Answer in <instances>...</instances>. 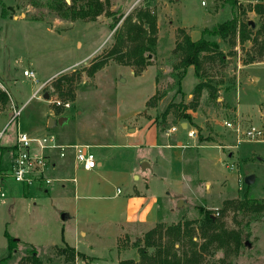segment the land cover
<instances>
[{"label":"rangeland","instance_id":"rangeland-1","mask_svg":"<svg viewBox=\"0 0 264 264\" xmlns=\"http://www.w3.org/2000/svg\"><path fill=\"white\" fill-rule=\"evenodd\" d=\"M3 1L8 14L0 15V88L6 92L7 101L0 103V167L7 166L16 140L15 121L8 122L12 108L23 104L18 119L20 130L52 133L58 143L100 144L91 149L103 166L121 163L119 150H134L118 148L119 143H138L140 147L135 150L149 152L151 166L163 177L162 194L174 197L178 184L185 189L181 197L171 201V211L162 206L164 224L184 219L199 221L203 208L242 237L237 250L224 248L206 253L201 264H264V211H236L232 206L242 198H264V66L260 65L264 64V54L259 55V43L252 40L262 21L254 3L264 0H237L235 6L227 0H206L205 4L200 0H102L104 10L94 20L61 17L49 6V0ZM139 8H149L156 16L155 45L146 52L147 61L140 64L131 56V63H125L116 53L109 54L116 45L113 31L121 26L126 14H134ZM120 14L122 18L111 29ZM232 15L240 23L252 22L248 28L252 37L241 40L236 32L234 37L220 40V53L202 58L199 70L193 65L182 68L180 53L175 49L180 33L184 31L196 39L203 28ZM117 45L124 51L133 43L122 40ZM252 58L259 68L244 66ZM100 59L105 63L89 75L90 64ZM25 68L34 70L37 82L23 75ZM61 75L68 79L61 80L59 90L55 82ZM202 77L217 86L216 97L205 87L193 99L194 86ZM43 81L41 97L33 95ZM44 92L49 94L48 99L43 98ZM55 98L61 103L51 102ZM237 106L242 113L236 119ZM184 113L190 118L183 117ZM48 117L55 120L50 128L46 126ZM224 121H239L242 129L251 121L262 128L263 136L236 144L235 132ZM137 126L138 133L126 137ZM172 126L176 127L175 135L190 146L186 147L190 154L184 162L187 178L168 172L165 164L152 158V154L161 157L158 154L162 148L149 144L166 141L163 131ZM191 129L195 130L193 136L187 135ZM139 166L142 168V163ZM249 174L253 181L246 183L244 178ZM56 184L59 182L52 180L48 185ZM3 188L0 264L24 261L31 249L46 264H118V259H138L135 244H142L144 232L135 231L132 235L139 237L127 235L115 243L107 234L74 231L63 209L73 203L70 193L60 197L64 206L52 189L45 193L30 188L26 193L25 187L11 178L5 180ZM179 199L183 202L177 205ZM227 200L232 203L226 204ZM5 233L18 239L9 256ZM195 233L193 239L199 244L202 239L198 230ZM64 240L93 257L88 259L83 253L72 258Z\"/></svg>","mask_w":264,"mask_h":264},{"label":"trees","instance_id":"trees-1","mask_svg":"<svg viewBox=\"0 0 264 264\" xmlns=\"http://www.w3.org/2000/svg\"><path fill=\"white\" fill-rule=\"evenodd\" d=\"M231 6H235L237 0H227ZM1 17H6L7 4L0 0ZM49 6L55 10L61 17L65 18H81L94 20L104 10L102 0H49ZM254 10L261 17V24L257 28L253 37L251 30H248L249 21L240 23L235 15L224 21L218 22L210 28H203L201 34L196 39L182 31L180 39L176 42L175 49L180 53L179 64L182 68L193 65L197 71L201 68L202 58L210 53L218 52L221 39L229 36L234 37L236 32L240 35L241 40L250 39L259 43L258 53L264 54V3L262 1L254 3ZM107 10H105L106 12ZM110 12V11H108ZM111 13V12H110ZM123 14L114 18L110 28L113 29L117 22L122 18ZM156 16L149 8H139L133 13L125 15L120 27H116L113 31L116 37L115 46L111 48L109 54H117L125 63L133 61L142 64L146 60V52L154 48L156 41ZM214 36L210 38V36ZM122 40H127L133 43L128 50L119 48L117 43ZM119 48V49H118ZM119 54V55H118ZM222 59V54L220 56ZM105 59H100L92 62L87 71L92 75L94 71L100 68ZM249 60L248 62H251ZM62 79H68L67 76L61 75L55 82L56 88L60 90ZM210 88V95L216 97L217 86L211 84L202 77L201 81L195 84L193 89V99H197L203 88ZM154 96V95H153ZM152 96V97H153ZM7 94L0 88V103L5 104ZM167 111V110H166ZM164 111V114L166 113ZM186 119L190 118L187 113L183 114ZM232 203V200H227L226 204ZM232 206L236 211H246L249 213H259L264 211V198L246 197L233 203ZM203 216L200 220L184 219L178 220L175 223L164 224L157 222L152 228L144 232L141 245L135 244L138 252V259L123 258L118 261V264H201L205 254H214L219 249L237 250L242 244V237L237 230L225 228L220 217L215 216L210 210L200 208ZM196 230L199 231V237L202 241L197 244L193 239ZM7 238L8 256L16 248L18 239H14L9 234L5 233ZM137 241V240H136ZM178 244L177 246H175ZM197 245V246H196ZM181 249V252L178 250ZM64 250V248H63ZM71 257L83 253L75 252L73 247L69 246ZM17 264H46L35 252L31 249L30 254Z\"/></svg>","mask_w":264,"mask_h":264},{"label":"crops","instance_id":"crops-1","mask_svg":"<svg viewBox=\"0 0 264 264\" xmlns=\"http://www.w3.org/2000/svg\"><path fill=\"white\" fill-rule=\"evenodd\" d=\"M260 65L264 66V64ZM244 66H250L251 69L252 67L253 69L254 67L259 68L257 62H250ZM251 77L255 78L253 75ZM262 100L264 101V93L262 94ZM234 113V117L237 119L242 112L237 106ZM50 118L52 117L47 118V127ZM235 123L240 125L239 121ZM179 124L186 126L184 122ZM252 124L250 121L248 126ZM169 129L163 131L166 141H155L149 144L150 147L162 148L158 154L161 157H155L152 154V158L165 164L168 167V172L174 173L176 176L186 177V164L184 162L187 161L186 158L188 159L190 154L189 150L186 149L189 146L187 145L188 142L184 141V138L180 139V137L175 135L174 131L176 132V129L174 131H169ZM138 131L139 126L133 128L126 137L135 136ZM25 132L35 134L33 131ZM170 138L174 141H170ZM95 145L100 144H92V146ZM102 145L107 144L103 143ZM122 147H131L134 150H124L125 152L119 150L118 160L121 163L117 166L108 164L103 166V161L97 159L96 167L91 170L76 168L71 151H67L63 157H59L58 154L53 155V151L51 157L54 165L48 168L47 175L53 180H57L59 184L50 186L48 184L51 182H36L31 185H22L25 187L26 193L30 192V188L32 191L36 190L45 193H49L52 189L53 195L56 192L55 195L58 196L64 206L66 205L60 197L63 194L69 196L70 193L73 203L67 204L63 209L64 215L72 220L71 226L74 231L77 230L81 234L94 236L107 234L114 238L115 243L119 238L127 235L132 237V233L135 231H140L139 233L145 232L157 222L165 221V218L161 215L162 206L171 211L174 206L171 201L181 197L185 189L182 184H178L174 197H170V193L162 194V182L164 181L161 179L163 177L156 173L151 166L149 152H137L135 148L140 147L138 143H119L118 148ZM165 159L167 162L164 161ZM140 163L143 164L142 168L139 166ZM146 171H150L149 174ZM50 174L53 175L50 176ZM73 177H75V180H72ZM117 188H119V191H117ZM136 236L139 237L136 234L133 237ZM64 242L68 244L65 240ZM69 246L73 247L75 252L84 253L88 259L93 257L86 252L80 251L76 245Z\"/></svg>","mask_w":264,"mask_h":264},{"label":"built area","instance_id":"built-area-1","mask_svg":"<svg viewBox=\"0 0 264 264\" xmlns=\"http://www.w3.org/2000/svg\"><path fill=\"white\" fill-rule=\"evenodd\" d=\"M201 4H205L206 0H200ZM23 75L28 76L31 80L37 82V78L33 69L25 68ZM46 82V81H45ZM38 85L33 95L41 97L40 91L44 83ZM51 102L60 104L58 98L52 99ZM65 106L68 103H64ZM25 104L19 108L13 106L8 122L15 121L16 124V140L11 147L10 158L7 166L0 167V197L5 196L3 184L8 178L13 179L23 185H31L36 182L49 183L53 178L47 175L48 168L53 166V158L51 153L57 151L59 157H63L68 150L73 155V163L77 168L91 170L97 165V160L92 151V144L89 143H58L52 133L44 132L41 134H28L19 128V116ZM225 125L230 127L236 134V144L245 140H260L263 136L261 127L254 124L241 128L238 123L224 121ZM175 126L170 127L169 131H174ZM194 129L188 130L187 134L193 136ZM75 180V177L72 178ZM119 191V188H117ZM83 264V263H78Z\"/></svg>","mask_w":264,"mask_h":264},{"label":"water","instance_id":"water-1","mask_svg":"<svg viewBox=\"0 0 264 264\" xmlns=\"http://www.w3.org/2000/svg\"><path fill=\"white\" fill-rule=\"evenodd\" d=\"M249 23H252L249 21ZM44 99H48L49 98V94L47 92H44V94L42 95ZM62 120V117H59L58 118V123H60ZM55 124V120L53 118H50L49 121H48V127H50L51 125ZM142 167H143V164H142ZM253 181V175L252 174H249V175H246L245 178H244V182L246 183H250ZM183 202L182 199H179L177 205H180L181 203Z\"/></svg>","mask_w":264,"mask_h":264}]
</instances>
